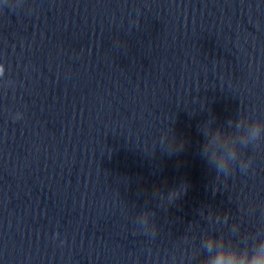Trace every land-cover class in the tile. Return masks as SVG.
I'll return each mask as SVG.
<instances>
[{
    "label": "clouds",
    "instance_id": "clouds-1",
    "mask_svg": "<svg viewBox=\"0 0 264 264\" xmlns=\"http://www.w3.org/2000/svg\"><path fill=\"white\" fill-rule=\"evenodd\" d=\"M211 242H214V241H211ZM219 264H222V262H219Z\"/></svg>",
    "mask_w": 264,
    "mask_h": 264
}]
</instances>
